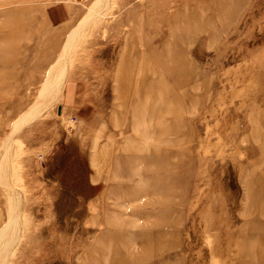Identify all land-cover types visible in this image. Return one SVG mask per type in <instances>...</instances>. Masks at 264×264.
Here are the masks:
<instances>
[{
  "label": "rangeland",
  "instance_id": "obj_1",
  "mask_svg": "<svg viewBox=\"0 0 264 264\" xmlns=\"http://www.w3.org/2000/svg\"><path fill=\"white\" fill-rule=\"evenodd\" d=\"M0 264H264V0H0Z\"/></svg>",
  "mask_w": 264,
  "mask_h": 264
},
{
  "label": "bare ground",
  "instance_id": "obj_2",
  "mask_svg": "<svg viewBox=\"0 0 264 264\" xmlns=\"http://www.w3.org/2000/svg\"><path fill=\"white\" fill-rule=\"evenodd\" d=\"M68 41H67V44H69L70 42H72V40H73V38H72V36L71 37H68V39H67ZM56 63V62H55ZM56 66H58V65H56ZM55 67V66H54ZM57 68H59V67H57ZM56 69V68H55ZM52 71V70H51ZM55 71V70H54ZM53 71V72H54ZM63 72V71H62ZM62 72L59 74V72H58V74H59V76H58V74L57 75H54V74H52V72H51V74H49L48 75V77H47V79H46V82L44 83V85H43V87H42V89H41V92L43 93L44 91H46V90H52V91H54V87L58 90V88H59V84L63 81V77H61V75H62ZM63 76V75H62ZM55 77V79L54 80H52L53 78ZM54 81V83H52L51 84V82H53ZM51 97V96H50ZM50 97H48L47 99H45V100H43V101H39L38 103H37V105H36V107L34 108V110L37 108V107H44V106H46L48 103H49V99H50ZM48 102V103H47ZM7 159V158H6ZM6 167V166H5ZM4 171V170H3ZM5 177H6V175H5ZM18 210H19V199L18 198H15V200L13 201V204H12V210H11V218H15L18 214ZM13 229H16V226H15V224H13ZM5 237H7V236H5ZM250 254V253H249Z\"/></svg>",
  "mask_w": 264,
  "mask_h": 264
}]
</instances>
